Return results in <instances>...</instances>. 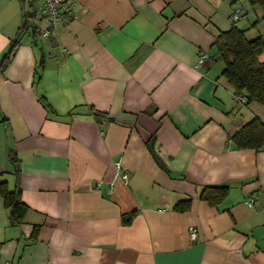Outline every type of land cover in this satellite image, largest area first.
Wrapping results in <instances>:
<instances>
[{
    "label": "crops",
    "instance_id": "1",
    "mask_svg": "<svg viewBox=\"0 0 264 264\" xmlns=\"http://www.w3.org/2000/svg\"><path fill=\"white\" fill-rule=\"evenodd\" d=\"M67 2L44 37L43 0H0V182L29 208L0 197V264H264V148L229 138L264 107L236 102L215 45L237 0Z\"/></svg>",
    "mask_w": 264,
    "mask_h": 264
},
{
    "label": "trees",
    "instance_id": "2",
    "mask_svg": "<svg viewBox=\"0 0 264 264\" xmlns=\"http://www.w3.org/2000/svg\"><path fill=\"white\" fill-rule=\"evenodd\" d=\"M241 1L246 2L250 8L260 9L264 13V0ZM238 10L242 12L241 9ZM245 33L237 24H232L228 31L218 37L215 44L217 55L225 64L222 75L234 88L235 95L244 99L246 105L256 103L264 107V60L261 59L264 57V38L260 36L255 40H249ZM13 51L5 56L3 65L8 64L14 54ZM229 138L239 150L258 151L264 148V122L260 118H255ZM7 185L5 182H0V197L4 198L7 206L12 209L13 216L23 221L29 208L20 198L21 191L10 190ZM229 189V185L205 187L201 190L200 199L208 202L212 207H219L229 196ZM192 202V199L180 201L175 204V210L187 212L191 209ZM36 236L37 232L32 238L35 240Z\"/></svg>",
    "mask_w": 264,
    "mask_h": 264
},
{
    "label": "built area",
    "instance_id": "3",
    "mask_svg": "<svg viewBox=\"0 0 264 264\" xmlns=\"http://www.w3.org/2000/svg\"><path fill=\"white\" fill-rule=\"evenodd\" d=\"M44 8L42 9V17L47 19L50 22V28L44 30L43 36L50 37L54 34L55 26L61 22H68L70 20L75 19L76 15H74V5L72 3L67 2V0H43ZM242 20V14L240 10H236V12L231 17L232 24H239ZM209 59V55L207 52H202L199 56V60L197 61L198 67H203L207 60ZM236 102L244 103V99L236 96ZM121 162L119 161L116 164V168L118 173L124 179V181L129 180L128 174L122 173ZM251 203V202H250ZM190 237L192 241H195L198 237V232L194 229H190Z\"/></svg>",
    "mask_w": 264,
    "mask_h": 264
},
{
    "label": "rangeland",
    "instance_id": "4",
    "mask_svg": "<svg viewBox=\"0 0 264 264\" xmlns=\"http://www.w3.org/2000/svg\"><path fill=\"white\" fill-rule=\"evenodd\" d=\"M238 4L239 9H242L244 14H246L249 19V24L245 26L246 28L239 27L241 30H244L246 32L245 34L247 36V39L255 40L260 36H263L264 38V21H262V19L264 18V13L258 11L257 9L254 10L253 8H250V6L246 2L242 3L241 0L238 1ZM255 106L260 107L261 109V106L259 104H256ZM253 107V105L250 106V108L254 109Z\"/></svg>",
    "mask_w": 264,
    "mask_h": 264
}]
</instances>
